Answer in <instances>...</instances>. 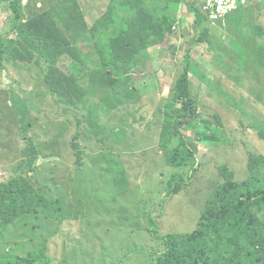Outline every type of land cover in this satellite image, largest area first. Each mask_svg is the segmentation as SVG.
Returning a JSON list of instances; mask_svg holds the SVG:
<instances>
[{"label":"rangeland","instance_id":"1","mask_svg":"<svg viewBox=\"0 0 264 264\" xmlns=\"http://www.w3.org/2000/svg\"><path fill=\"white\" fill-rule=\"evenodd\" d=\"M15 2L0 0V184L22 176L55 203L36 198L0 230V264L35 253L41 264H157L162 238L196 230L226 172L256 181L264 0L250 1L251 23L241 10L243 25L210 24L203 42L189 6L205 0H21L17 20ZM186 73L191 127L175 91ZM190 142L187 166H169L168 152Z\"/></svg>","mask_w":264,"mask_h":264},{"label":"trees","instance_id":"2","mask_svg":"<svg viewBox=\"0 0 264 264\" xmlns=\"http://www.w3.org/2000/svg\"><path fill=\"white\" fill-rule=\"evenodd\" d=\"M10 6L15 11L17 20L20 16L21 0H16ZM174 7L178 8V5L175 4ZM189 8L191 10L190 16L196 22L194 26L198 30L195 41H208L210 23L200 10L198 11L197 5H190ZM232 25L235 26V22H232ZM163 31H166L163 40L170 38L171 26L167 24ZM151 33L158 35L153 30H151ZM3 55L2 47H0V67L4 59ZM46 80L49 84H52L51 77ZM175 91L178 100L182 103L183 114H181V117L184 118L183 123L191 127L192 123L189 121L190 118L187 112L192 107L194 108V100L189 94L187 73L176 83ZM79 139L76 135L73 148L76 150L80 161L82 157L81 146L78 143ZM27 143H30L32 148L34 147V141L31 138L28 139ZM34 149H32V152L29 151L31 156L34 155ZM196 149V145L191 142L189 148L180 145L171 149L167 155L168 165L178 169L186 167L189 159L194 157ZM259 157L260 159L254 161L250 158L248 164V172L251 177L256 179L254 182L244 181L237 184L233 182L232 174L223 170L229 173L224 174L227 181L220 183L213 190L201 214L196 230L184 235L169 234L164 236L162 239L166 244V251L159 257L157 264H262V258L264 257V222L259 218L258 212L262 211L264 207V170H262L264 156ZM177 192V189L172 190V184H169L168 195L173 196L178 194ZM36 198H39L44 204L53 205L55 203L52 199L49 200L41 196L28 179L22 176L1 183L0 230H6L19 216L34 213L36 206H32L30 202L36 200ZM224 227L228 230L221 239L223 251L217 253V256H213L212 249L216 248V245L213 244L217 241L214 240L217 230H222ZM192 253L197 256H193ZM214 257H217V259ZM45 259L46 254L35 253L17 259L14 264H41Z\"/></svg>","mask_w":264,"mask_h":264},{"label":"built area","instance_id":"3","mask_svg":"<svg viewBox=\"0 0 264 264\" xmlns=\"http://www.w3.org/2000/svg\"><path fill=\"white\" fill-rule=\"evenodd\" d=\"M247 0H205L201 13L209 22L216 24L222 22L227 16L245 7Z\"/></svg>","mask_w":264,"mask_h":264},{"label":"crops","instance_id":"4","mask_svg":"<svg viewBox=\"0 0 264 264\" xmlns=\"http://www.w3.org/2000/svg\"><path fill=\"white\" fill-rule=\"evenodd\" d=\"M250 1H253V0H249L248 1V5H247V9L245 8L244 10H242V11H248L249 9V11H248V13H247V19L249 20V22L251 23V21H250V14H253L252 13V8H251V5H250ZM242 11H240L237 15L235 14V15H233V16H231V17H229V24H231L232 25V22H235L236 23V25L237 26H240L241 24L243 25V15H244V13L242 12ZM225 23V22H224ZM236 25H235V27H236ZM234 26V25H233ZM217 29V28H216Z\"/></svg>","mask_w":264,"mask_h":264},{"label":"clouds","instance_id":"5","mask_svg":"<svg viewBox=\"0 0 264 264\" xmlns=\"http://www.w3.org/2000/svg\"><path fill=\"white\" fill-rule=\"evenodd\" d=\"M23 1V0H22ZM248 1L249 0H247V3H246V6L245 7H247V5H248ZM245 7H241V8H239L236 12H234L233 14H231V15H229V16H227L222 22H219V23H216V24H213V23H211V22H209L211 25H213V26H216V25H218V24H223L225 21H227L228 19H229V17H231V16H233V15H235L237 12H239V11H241V10H244V8ZM204 16V15H203ZM205 17V16H204ZM208 20V19H207Z\"/></svg>","mask_w":264,"mask_h":264}]
</instances>
